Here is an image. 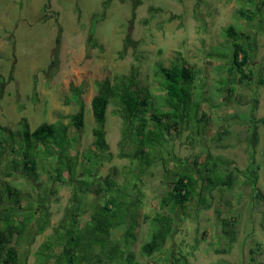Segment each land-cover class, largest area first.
<instances>
[{
    "label": "rangeland",
    "instance_id": "obj_1",
    "mask_svg": "<svg viewBox=\"0 0 264 264\" xmlns=\"http://www.w3.org/2000/svg\"><path fill=\"white\" fill-rule=\"evenodd\" d=\"M44 2L0 0V126L34 130L58 117L68 124L67 116L79 106L72 90L80 89L84 124L80 131L68 130L76 140L69 156L77 179L90 183H74L72 189L52 181V159L38 164L29 179L22 171L9 182L33 200L45 192L53 194L51 227L71 207L72 194L77 201L73 208L79 202L86 211L81 226L91 209L107 197L132 200L127 212L134 213L138 226L131 251L139 264H165L170 255H185L188 264H264V199H254L249 185L255 174L264 196V126L258 123L264 118V0L247 7L246 15L252 20L237 15L243 0H49L45 10ZM229 25L254 43L250 61L254 80L234 85L231 101L218 94V80L226 77L224 64L230 55L225 60L209 57L228 51L223 31ZM173 62L198 73L190 111H182L181 117L186 115L179 118L177 128L148 135L152 123L147 121L143 140L152 141L153 148L144 157L135 145V134L123 133L116 105L110 103L104 123L108 151L95 152L90 102L96 84L113 83L116 78L134 81L137 89L151 94L150 107H154L160 94L155 66ZM200 95L209 100L195 114ZM120 153L131 157L120 158ZM195 161L204 180L200 200L205 205L195 197L184 210L162 212L160 201L167 197L174 174H187L186 166L194 168ZM157 212L171 216L176 229L160 252L145 258L140 247L149 238V225L142 220ZM233 220L231 244L222 222ZM123 232V227L113 232L112 240ZM50 233L48 228L36 238L31 253ZM27 264H35L32 254Z\"/></svg>",
    "mask_w": 264,
    "mask_h": 264
},
{
    "label": "trees",
    "instance_id": "obj_2",
    "mask_svg": "<svg viewBox=\"0 0 264 264\" xmlns=\"http://www.w3.org/2000/svg\"><path fill=\"white\" fill-rule=\"evenodd\" d=\"M44 1L45 10L48 8L49 0ZM254 5L255 0H243L237 15L252 20L253 17L247 16L246 11L247 7ZM223 35L227 40L228 51L222 50L210 54L209 57L225 60L230 55L224 64L226 77L218 80V94H226V98L231 101L237 83H250L254 80L253 71L250 69L254 43L253 39L234 25L227 26ZM154 76L158 85L156 89L160 92L154 107H150L151 94L137 89L134 81L125 83L123 79L116 78L113 83L104 80L96 84L97 93L90 102L96 124L92 130L94 136L92 147L95 152L108 151L104 123L110 103L116 105L118 117L123 125V133L131 136L135 134V145L142 148L141 153L145 154L144 157L148 156L149 150L153 148L152 141L143 140L142 133L145 128L147 129V121L152 123V128L147 129L148 135L156 132L157 129L169 133L177 128L181 118L186 115L181 117L182 111L186 109L190 111L189 101L197 92L198 73L192 67L173 62L169 66L156 64ZM258 83L261 85L263 81L258 80ZM72 92L79 106L75 113L67 116L68 124L60 121L64 117H58L56 122H44L34 130L22 128L12 131L0 126V264H27V257L31 254L35 264H139L134 261L131 251L138 226L134 213L129 215L127 212V206L132 200L126 202L121 201L117 196L107 197L102 204H97L91 209L89 219L81 226L79 220L86 211L81 209L79 202L73 208V204L77 201L72 194L71 207L67 208L59 223L51 227L49 204L53 194L45 192L38 196V199L33 200L31 194H24L21 187L8 180L17 175L21 176L22 171L29 179V174L36 171L38 164H45L52 159L55 162L49 172L52 181L72 185V189L76 183L83 186L90 183L89 180L86 182L84 179H77L76 168L69 156V150L76 140L68 136V130L74 127L80 131L84 124V108L80 104L82 91L76 88ZM199 97L196 99L198 101H195L198 109L193 111L195 114L199 112L200 104L209 100L202 95ZM164 121L166 125L163 124ZM258 123L264 126V118L259 119ZM118 156L125 158L131 157V154L120 153ZM197 164L196 161L192 164L193 174L188 166H186L187 174H174L175 179L171 181L167 197L160 201L162 212L167 210L174 214L178 208L184 210L195 197L198 198L197 203L201 201L200 205H205L203 199L200 200L204 180L199 175V169H196ZM65 173L68 174L67 180ZM253 178L252 184H249L253 198L262 201L264 196L257 187L255 174ZM227 181L231 188L232 176L227 177ZM208 183L211 184L210 181ZM93 184L92 181L90 186ZM142 222L149 225V238L142 243L140 252L145 258H149L163 249L176 226L171 216L161 212H157L153 217L144 216ZM233 222L234 220L228 223L222 222L231 244L234 241ZM121 227L124 228L121 237L112 240V233ZM228 227L230 229H227ZM48 228H51V233L46 235L44 241L31 253L30 248L36 238L43 235ZM230 243L227 251L231 249ZM216 252L220 253L219 250ZM171 257V255L168 257L165 264H188L185 255Z\"/></svg>",
    "mask_w": 264,
    "mask_h": 264
}]
</instances>
